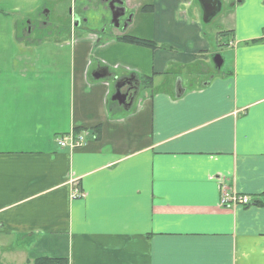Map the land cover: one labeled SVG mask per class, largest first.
<instances>
[{"label": "crops", "instance_id": "crops-1", "mask_svg": "<svg viewBox=\"0 0 264 264\" xmlns=\"http://www.w3.org/2000/svg\"><path fill=\"white\" fill-rule=\"evenodd\" d=\"M218 1L214 33L197 0H128L131 26L97 40L71 18L27 33L36 0H0V264H264V0ZM70 133L86 144L59 148ZM223 187L252 204L221 207Z\"/></svg>", "mask_w": 264, "mask_h": 264}, {"label": "rangeland", "instance_id": "rangeland-1", "mask_svg": "<svg viewBox=\"0 0 264 264\" xmlns=\"http://www.w3.org/2000/svg\"><path fill=\"white\" fill-rule=\"evenodd\" d=\"M71 0H36V2H29L27 11L22 9V16L28 17L29 21L25 22V28L28 33V26H31V32L34 34L38 33H55L59 32L61 35L67 34L69 29L70 18L72 19L73 14L70 11H73L74 15L76 13V9L83 8L85 10V1H80L79 3L69 4ZM21 3H18L20 5ZM70 5V6H69ZM21 8H23L21 6ZM10 14V11H8ZM34 13L32 16L31 14ZM219 14V13H218ZM218 14L213 18V20L207 24L203 25L208 32L214 33L220 29L221 20L218 17ZM12 15V14H10ZM83 20L86 18V10L81 13ZM43 23L45 26L41 25ZM95 29L96 26L94 25ZM85 30V29H84ZM30 32V30H29ZM214 38L216 37L212 34ZM228 38L218 37L214 40L213 48L215 49V53L211 51L207 54V64L211 71H214L212 65V56L216 55L219 49L225 47L228 42ZM224 69H227L228 66L224 65ZM223 68L221 70H223ZM210 76V75H209Z\"/></svg>", "mask_w": 264, "mask_h": 264}, {"label": "flooded vegetation", "instance_id": "flooded-vegetation-1", "mask_svg": "<svg viewBox=\"0 0 264 264\" xmlns=\"http://www.w3.org/2000/svg\"><path fill=\"white\" fill-rule=\"evenodd\" d=\"M73 3H79L85 1L86 18L83 20L81 15L83 8L76 9L74 22L75 26H80V30L86 34H96L97 40L101 38L104 31H112L117 28L119 31L127 30L132 23L133 10L127 6L128 0H72ZM44 27L45 25L41 23ZM96 26L94 29L93 26ZM31 32V26L27 27ZM78 29V30H79ZM85 29V30H84ZM135 86L131 88L124 87L121 89L123 94H133L136 99L139 96L137 90H134ZM136 89V88H135Z\"/></svg>", "mask_w": 264, "mask_h": 264}, {"label": "water", "instance_id": "water-1", "mask_svg": "<svg viewBox=\"0 0 264 264\" xmlns=\"http://www.w3.org/2000/svg\"><path fill=\"white\" fill-rule=\"evenodd\" d=\"M197 2L199 4L201 12H202L201 20L205 25H207L220 12V9H221L220 2L218 0H197ZM70 13H71V11H70ZM211 61H212V64L216 70H220L221 67L223 66V60H222V57L220 56V54L213 55ZM110 77H112V75L108 73L107 69H98L95 73H93L91 75V78L93 81H99V80H103V79L110 78ZM132 80L135 81L134 77H130L127 79L117 81L116 87H115V93L111 97V101L116 103L124 111L129 110V108L132 105L133 98L135 97V95L128 94V93L123 94L121 92V89L124 88V86H126V85L129 88H131L132 87V83H131ZM124 83H126V84H124ZM134 90H138V84H136V83H135ZM179 90H180V88H179V83H178L176 85V95H175L176 98H179L183 93V91L179 92Z\"/></svg>", "mask_w": 264, "mask_h": 264}, {"label": "built area", "instance_id": "built-area-1", "mask_svg": "<svg viewBox=\"0 0 264 264\" xmlns=\"http://www.w3.org/2000/svg\"><path fill=\"white\" fill-rule=\"evenodd\" d=\"M86 136L70 133L67 136L59 137L56 143L59 148H66L69 151L78 149L86 144ZM80 194L77 190H73L71 197L73 199L79 198ZM250 205V199L246 196L229 191L227 187H223L220 192V206L223 208L230 207H245Z\"/></svg>", "mask_w": 264, "mask_h": 264}, {"label": "trees", "instance_id": "trees-1", "mask_svg": "<svg viewBox=\"0 0 264 264\" xmlns=\"http://www.w3.org/2000/svg\"><path fill=\"white\" fill-rule=\"evenodd\" d=\"M121 42L129 43V44H135V45H140V46H145V47H155L153 44L139 40L133 37H128L124 36L119 39ZM142 85L144 88L150 89L152 87V79L151 78H146V80H143ZM63 137V136H60ZM251 205V203H250ZM248 207V206H245ZM35 264H67L64 260H54V259H48V258H40L36 260Z\"/></svg>", "mask_w": 264, "mask_h": 264}]
</instances>
